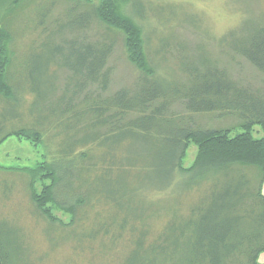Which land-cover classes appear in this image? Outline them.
Listing matches in <instances>:
<instances>
[{
  "label": "trees",
  "instance_id": "trees-1",
  "mask_svg": "<svg viewBox=\"0 0 264 264\" xmlns=\"http://www.w3.org/2000/svg\"><path fill=\"white\" fill-rule=\"evenodd\" d=\"M71 1L78 7H84L80 13L86 16V22L78 24L76 30L79 32L87 27L90 17L94 16L106 29L120 32L126 58L141 73L142 79L131 91L120 89L101 100L90 101L89 96V99L85 97L77 102L75 94L87 86L91 89L96 86L98 91L106 89L108 69L104 67L112 50V43L81 41V44L89 43L85 48L81 47L87 50L76 66L83 82L69 96L64 108L66 112L63 110L60 115L69 113L67 120H71L73 127L78 129L81 117L88 115L89 118V138H81L77 135L78 130L72 136L71 131L66 133H69L67 139L72 145L63 157L75 161L76 187H71L62 197L58 194L61 179L71 170L59 167L57 159H44L33 168H13L29 175L28 195L38 212L51 223H58V220L51 215L47 204L71 212L74 219L78 210L81 213L78 218L82 220L88 211L92 212L89 224L91 218L95 224L89 228V239L109 236L115 240L121 234L136 235L128 264H260L258 257L264 252V196L260 193L264 179V136L255 138L251 130L254 125H260L264 130V94L234 83L225 70L218 69L208 57H199L195 63L182 65L189 85L183 82L181 87L168 84L160 87L155 83L158 74L155 75L154 66L145 51L142 28L132 17L121 13L118 3L126 4L129 0H103L97 6H93L91 0ZM14 2L17 4L18 0ZM77 6L65 13V19L77 10ZM7 9H11L5 12L8 14L13 8ZM135 13L138 17L144 15L137 8ZM72 26L64 24L60 29ZM10 39L6 26L0 25V96L21 104V97L17 94L20 87L11 85L5 77L10 60L7 49ZM73 39L76 41V37ZM232 51L264 76V25L257 26L252 34L245 31L244 35L237 37ZM175 101L182 103L190 114L234 115L242 132L231 137V129H193L188 123L190 118L177 121L173 115L166 114L168 106ZM84 105L87 106L83 111L76 112ZM23 116L22 113L20 120L21 115L16 116L18 124L27 121L31 123L30 127L12 129L7 133L3 128L9 118L1 119L0 142L10 135L27 138L35 144L41 142L45 129L43 119H24ZM60 117L55 113L51 119L56 118V123ZM93 128L104 130L101 139L91 133ZM121 130L129 134L131 140L128 142L138 139L142 143L141 149L126 156H115L118 142L115 144L111 138ZM189 144L196 146L197 156L193 164L185 168L182 159ZM84 147H89V155L82 151ZM247 166L258 170L256 189L249 184V179H245L249 175L240 170V167L248 170ZM0 169L6 168L0 166ZM138 169L151 173L149 180L136 184L146 197L169 188L179 190L181 199L175 202L171 218L169 215L165 217L160 208L154 213L146 198L139 199V203L134 201L138 195L130 189L135 188L131 183L137 177L131 173ZM85 173L89 174V198L82 189L88 186L87 182L83 184L80 180ZM112 173L126 175L124 183L119 177L113 179ZM39 174L46 182L37 193L34 181ZM240 178L243 182L237 184L236 179ZM113 183L116 184L115 189L104 190ZM208 185L212 193L207 208L200 201L189 207L187 216L183 215L186 213L180 204L183 199L188 198L191 191L197 194ZM74 190L75 194L69 197L67 194Z\"/></svg>",
  "mask_w": 264,
  "mask_h": 264
},
{
  "label": "rangeland",
  "instance_id": "rangeland-1",
  "mask_svg": "<svg viewBox=\"0 0 264 264\" xmlns=\"http://www.w3.org/2000/svg\"><path fill=\"white\" fill-rule=\"evenodd\" d=\"M8 1L0 2V25L6 26L11 37L7 44L10 60L5 77L11 85L20 87V93L17 94L21 97V104H15L11 99L4 100L0 96V121L2 118L4 120L6 117L9 118L8 124L3 128L5 133L12 129L30 127L31 123L28 124L27 121L22 122L24 126L22 123L18 124L16 116L21 115L20 120L23 113L24 119L42 118L45 129L41 142L36 144L27 138L13 135L0 142V166L6 168L0 169L2 264H128L136 235L134 237L129 235V238L128 235L121 234L115 240L109 236L89 239V228L95 224L92 218L89 224L92 212L88 211L82 220L78 218L81 215L78 210L74 219L71 212L51 204H47L46 207L58 223L49 222L38 212L29 198L27 186L29 175L13 168H33L44 159L46 161L57 159L59 167L71 170L70 174L65 173L67 175L61 179L58 194L62 197L71 187H76L75 161L63 157L72 145L67 139L69 133H66L71 131L72 136L78 130L77 135L81 138H89V118L88 115L82 116L78 129L73 127L71 120H67L69 113L61 117L60 115L69 96L79 83L83 82V77L76 72V66L77 61L85 56L84 52L87 50L81 47L85 48L89 43L81 44V41L112 43V50L104 67L108 69L106 89L98 91L96 86H92V89L87 86L75 94L77 102H81L85 97L89 99V96L90 101L101 100L120 89L131 91L140 82L142 75L128 62L120 32L106 29L94 16L90 17L87 27L79 32L76 30L78 24L83 25L86 22V16L80 13L84 7H78L71 0H18L17 4L14 0ZM102 1L90 2L97 6ZM118 4L121 13L132 17L142 28L145 51L154 66L155 75L158 74L155 83L160 87L167 84L170 87L176 85L181 87L183 82L189 85L182 65L195 63L199 57H208L218 69H224L234 83L252 91L257 89L259 93L264 94V76L246 59L232 51L237 37L244 35L245 31L246 34L249 31L252 34L257 26L264 25V0H129L126 4L123 2ZM75 5L77 10L65 19V13L69 12L70 8H76ZM8 7L13 9L7 14L5 12L11 10L7 9ZM91 8L89 5V9ZM136 8L137 11L142 10L144 15L138 17L135 13ZM64 24L74 26L60 29ZM86 106L78 107L76 112L83 111ZM168 107L167 115H173L177 121L179 118L184 121L190 118L188 123L193 129H231L229 131L231 137L242 132L234 115L222 117L217 113L190 114L184 110L182 103L176 101ZM55 113L60 117L56 123H54L56 118L51 119ZM13 118L16 121H13ZM91 133L97 134L101 139L104 130L93 128ZM251 135L255 138L262 137L264 130L260 125H254ZM111 139L114 143L118 142L119 149L114 152L115 156L118 154L126 156L127 153L141 149L142 143L138 139L128 142L131 140L129 134L123 130L120 133L116 132ZM82 151L89 155V147H84ZM196 156V146L189 144L182 159V166L189 168ZM247 167L248 170L244 167H240V170L249 175L245 176V179H249V184L256 189L258 170L253 166ZM134 174L137 180L131 183L135 188H131L130 191L139 196H136L134 201L137 200L139 203V199L146 198L154 213L160 208L165 217L169 215L171 218L175 202L181 199L178 195L179 190L169 188L146 197L136 188V184L149 180L151 173L138 169L131 173ZM111 175L113 179L119 177L124 183L126 175L113 173ZM42 176L39 174L34 181L37 193L46 182ZM80 180L82 183L87 182L88 186L82 188L87 194L89 174H83ZM240 182H243V178L236 179L237 184ZM107 186L105 191L116 188L115 183ZM121 188L123 189L122 186ZM211 193L210 185L197 194L191 191L188 198L180 201L183 213L186 211L183 215L187 216L189 207L200 201H203L204 208H207ZM260 193L264 196V179ZM73 194L75 190L67 195L72 197ZM96 208L99 209V206ZM116 230L119 231L118 226ZM258 262L264 264V252L259 255Z\"/></svg>",
  "mask_w": 264,
  "mask_h": 264
},
{
  "label": "water",
  "instance_id": "water-1",
  "mask_svg": "<svg viewBox=\"0 0 264 264\" xmlns=\"http://www.w3.org/2000/svg\"><path fill=\"white\" fill-rule=\"evenodd\" d=\"M0 264H2V263H1V260H0Z\"/></svg>",
  "mask_w": 264,
  "mask_h": 264
}]
</instances>
